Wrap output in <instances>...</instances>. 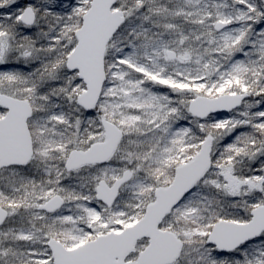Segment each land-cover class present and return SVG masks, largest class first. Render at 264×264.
I'll return each instance as SVG.
<instances>
[{"label": "snow or ice", "instance_id": "1", "mask_svg": "<svg viewBox=\"0 0 264 264\" xmlns=\"http://www.w3.org/2000/svg\"><path fill=\"white\" fill-rule=\"evenodd\" d=\"M0 264H264V0H0Z\"/></svg>", "mask_w": 264, "mask_h": 264}]
</instances>
